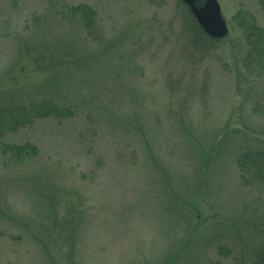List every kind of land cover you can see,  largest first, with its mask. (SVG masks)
Returning a JSON list of instances; mask_svg holds the SVG:
<instances>
[{"label":"rangeland","instance_id":"obj_1","mask_svg":"<svg viewBox=\"0 0 264 264\" xmlns=\"http://www.w3.org/2000/svg\"><path fill=\"white\" fill-rule=\"evenodd\" d=\"M218 1L227 38L194 46L178 0H0V106L65 112L0 132V264H254L264 252V185L236 163L264 148V76L243 68L231 29L244 7L264 27V10ZM78 4L95 11L91 36L66 18ZM27 141L37 153L8 161L3 144Z\"/></svg>","mask_w":264,"mask_h":264},{"label":"trees","instance_id":"obj_2","mask_svg":"<svg viewBox=\"0 0 264 264\" xmlns=\"http://www.w3.org/2000/svg\"><path fill=\"white\" fill-rule=\"evenodd\" d=\"M256 1L264 10V0ZM178 3L179 6L182 7L181 19L186 31L190 35L191 44L196 46L200 43L199 41H201V38H206L211 42H217L219 40L209 37L203 31L202 27L197 23L195 17L191 13L189 7L182 0H178ZM94 16L95 11L92 7L87 4H78L68 8V15L66 18L80 17L83 29L86 31L87 35L91 36ZM234 17L237 22L236 25L231 27V29L238 28L244 44L246 45L245 54L242 58V66L246 71L254 73L256 77L262 79L264 76V27L259 24L255 14L245 7L243 9H238L235 12ZM18 74L24 75L21 72ZM15 78L11 81L14 85L16 84V86L10 88L7 86L3 98H6L7 92H11L18 88L17 84L19 82V77L15 76ZM258 108L261 110V107ZM253 109L256 108L254 107ZM64 113V110L62 111V109L49 101L41 103L30 102L27 105L22 104L7 108L0 106V132L7 124H10L7 127V130H17L19 127L25 126V123H31L33 118L47 117L51 115L58 116ZM261 114L264 116V110ZM3 149L5 154L8 153L9 156L7 159L10 162H16L19 159V161L27 160L28 157L34 156L37 153L36 147L29 141L22 144L4 143ZM236 163L244 181H249V179L252 178L258 183L264 185V148L246 150L240 153L236 158ZM249 174H251V176H249ZM254 259V264H264V252L259 251L256 253Z\"/></svg>","mask_w":264,"mask_h":264},{"label":"water","instance_id":"obj_3","mask_svg":"<svg viewBox=\"0 0 264 264\" xmlns=\"http://www.w3.org/2000/svg\"><path fill=\"white\" fill-rule=\"evenodd\" d=\"M190 9L207 35L214 39L224 38L229 27L218 0H182Z\"/></svg>","mask_w":264,"mask_h":264}]
</instances>
